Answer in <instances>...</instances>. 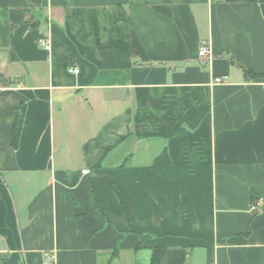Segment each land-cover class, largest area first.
I'll list each match as a JSON object with an SVG mask.
<instances>
[{"label":"crops","instance_id":"crops-1","mask_svg":"<svg viewBox=\"0 0 264 264\" xmlns=\"http://www.w3.org/2000/svg\"><path fill=\"white\" fill-rule=\"evenodd\" d=\"M158 246L264 264V0H0V264Z\"/></svg>","mask_w":264,"mask_h":264},{"label":"trees","instance_id":"trees-1","mask_svg":"<svg viewBox=\"0 0 264 264\" xmlns=\"http://www.w3.org/2000/svg\"><path fill=\"white\" fill-rule=\"evenodd\" d=\"M253 76H256V74H253ZM23 113H24V108L21 109V112H19V114L17 115L16 121H15L14 129H13V146L14 147H18L19 145V138H20L22 125H23ZM257 199H258V194L253 192L252 202H255V200ZM138 247H141V246L139 245ZM160 251H161V247L159 246L153 249V257H152L151 264H157ZM213 261H214L213 250L212 248H208L207 264H213Z\"/></svg>","mask_w":264,"mask_h":264},{"label":"built area","instance_id":"built-area-1","mask_svg":"<svg viewBox=\"0 0 264 264\" xmlns=\"http://www.w3.org/2000/svg\"><path fill=\"white\" fill-rule=\"evenodd\" d=\"M39 44L47 50H49L51 48L48 40L44 37L39 38ZM208 54H209V49L207 48V46H205V45L201 46V49L199 51V55L200 56H206ZM69 71L72 73H79L80 70L78 68L70 67ZM227 79H228V76H217L214 78V82L221 83V82L226 81ZM88 172H89V170H83V173H88Z\"/></svg>","mask_w":264,"mask_h":264}]
</instances>
